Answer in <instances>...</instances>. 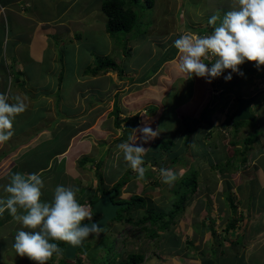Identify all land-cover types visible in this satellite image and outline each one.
<instances>
[{
    "label": "rangeland",
    "instance_id": "1",
    "mask_svg": "<svg viewBox=\"0 0 264 264\" xmlns=\"http://www.w3.org/2000/svg\"><path fill=\"white\" fill-rule=\"evenodd\" d=\"M12 1L17 12L0 5V11L4 9L2 18L0 13V65L3 66L0 80L6 77L4 93L20 95L28 105L24 113L15 117L13 129L37 133L30 135L36 137L33 144L30 141L24 149L18 148L21 165L16 171L11 169L12 173H21L26 163L29 169L50 163L47 170L51 177L46 179L48 184L44 190L50 194L58 185L78 187V202L90 206L92 195L99 193L94 166L104 157L106 163L100 167L104 189L110 188L129 169L131 179L120 188L116 198L128 199L136 193L146 200L145 207L167 210L173 200L168 193L175 182L164 183L160 169H173L177 180L190 169L196 171V189L187 194L183 209L167 229L151 236L123 220H109L105 227L108 231L89 236L82 249L87 243L86 248L92 247L109 235L116 237L114 247L122 248L123 256L130 251L142 252V264H235L233 253L227 257L223 250L222 257L217 255L221 247L217 241L235 251L237 245L223 236L243 238L240 242L250 236L252 243L258 244L251 260L254 263L257 258L256 264H259L258 260L264 259V244L257 242L263 236L257 231L264 227V152H261L264 150V103L253 101L250 112L254 119L235 121L239 122L235 129L230 121L231 109L236 107L234 92L229 89L228 93L221 94V90H226L221 88V79L231 70H225L211 83L195 75L188 78L180 71L182 54L173 46L182 35L211 34L214 26L209 25V18L214 14L222 18L231 10L234 0H154L153 6L144 7L142 27L129 40L130 50L126 55L104 30L106 16L100 9L101 0ZM211 7L219 8V14L211 11ZM202 30L208 32L201 33ZM32 34L36 35L33 39L38 58L30 53L28 41ZM105 54L120 63L125 75L119 76L112 70L96 75L84 73L95 55ZM215 59L210 55L205 63L211 67ZM14 70L23 75L15 77ZM232 79L238 80V74L232 73ZM240 81L239 89L247 88L246 74ZM35 90L37 100L27 102ZM260 98H264L261 92L256 100ZM114 102L120 107L119 117L138 114L137 124L131 130L142 121L158 129L159 135L143 145L151 149L144 157L147 172L143 179L118 152L117 145L135 134L128 130L125 137L122 133L126 121L120 123V128L114 126V116L110 114ZM150 106L154 108L150 110ZM83 123L89 125L64 139L65 128L72 130ZM247 134L254 139L241 154L237 151L244 146L241 140ZM140 135L136 133L138 143L142 142ZM18 138L24 137L18 134L15 140ZM162 140L174 144L165 150L160 146ZM232 141L237 142L232 144ZM65 145L66 154H57ZM39 148L43 154L37 158ZM83 156L88 160L81 164ZM28 158L32 160L27 162ZM143 211V208L135 210L133 216ZM230 218L235 220L236 228L225 231ZM12 222L8 224L10 229ZM121 227L124 229L120 231ZM12 239L10 236L3 243L12 245ZM210 248V261L204 262L206 257L201 259L200 254L207 255ZM81 257L82 264H91L84 253ZM25 259L29 261L27 264H36L27 256ZM57 260L53 259L54 264Z\"/></svg>",
    "mask_w": 264,
    "mask_h": 264
},
{
    "label": "clouds",
    "instance_id": "2",
    "mask_svg": "<svg viewBox=\"0 0 264 264\" xmlns=\"http://www.w3.org/2000/svg\"><path fill=\"white\" fill-rule=\"evenodd\" d=\"M218 21L219 25L216 26ZM208 23L214 26L211 34L182 35L174 41L173 46L182 54L180 71L188 78L195 75L211 83L225 70H231L222 79L231 82L230 89L234 92L236 104L243 96H254L249 103L250 110L257 98L255 92L248 90L250 85L247 82L245 89H239L238 85L241 76H248L247 65L243 64L245 61L255 62L257 69L264 65V0H234L231 10L222 18L212 15ZM210 55L216 57L211 67L205 63V58ZM232 73L238 74V80L232 79ZM27 107L20 95L9 96L0 92V143L10 140L14 135L15 117L24 113ZM130 132L135 135H129L127 141L117 145V149L131 169L143 179L147 172L144 157L151 150L143 145L156 138L159 132L143 121ZM136 133L141 134V143L137 142ZM160 175L166 184H172L178 178L171 168H161ZM44 187L41 174L15 172L10 174V182L3 188L7 197L0 198V216L7 210L24 229H30L19 230L15 235L13 247L16 253L21 257L27 256L36 264H47L53 254L61 252L58 244L50 241H64L79 246L89 236L100 231L99 225L93 221L91 207L78 202V187L58 185L51 202L41 199Z\"/></svg>",
    "mask_w": 264,
    "mask_h": 264
},
{
    "label": "trees",
    "instance_id": "3",
    "mask_svg": "<svg viewBox=\"0 0 264 264\" xmlns=\"http://www.w3.org/2000/svg\"><path fill=\"white\" fill-rule=\"evenodd\" d=\"M145 4H144V3ZM154 0H101L100 2V9L106 16L105 26L104 30L107 33L108 37L110 39H113L115 46L118 48H121L122 54L126 55L130 47L128 45L129 40L132 37H135L137 33H139L141 27H142V13L144 12L145 6H153ZM76 37H79L78 34H75ZM116 71L119 76L125 75V69L120 65L119 62L115 61L114 58L108 56V55H95L93 59V63L89 68H87L84 73L90 74V75H96L100 72H106V71ZM15 77H18L19 73L18 71L14 70ZM20 72V71H19ZM62 73L59 74V78H61ZM223 87H226L227 89H230V81L225 83V79H221ZM220 82V81H218ZM226 90L223 89L221 94H224L223 92H226ZM59 90H57L58 93ZM116 95H118L116 93ZM61 96V95H59ZM58 96V97H59ZM258 96V95H257ZM256 96V97H257ZM238 97V96H237ZM154 107L150 106L149 109L152 110ZM235 109H231L230 118H231V125L237 129V125L239 122H235L234 117ZM120 113V107L117 104V102H114L112 111L110 114L114 116V126L116 128H120V123L122 121L127 122V126H125V129H122V133H124L125 137L127 136L128 130H131V127L135 126L137 124L138 120V114L134 113L131 116H124L119 117ZM134 116V117H133ZM136 117V118H135ZM241 121V120H240ZM89 123H84L82 126L87 127ZM77 130V129H73ZM72 133V131H71ZM69 135H67L68 137ZM253 137H251L249 134H247L242 141L244 146L239 149L237 152H241V154H244L246 152L252 141ZM124 140V139H121ZM120 140V141H121ZM237 141H232V144H236ZM173 141L165 140L160 143V146L168 150L170 146H173ZM236 152V153H237ZM88 160V158L83 156L81 158V164L85 163ZM240 163H244V157L240 159ZM93 163V161H92ZM106 163L105 158L101 157L98 161L95 163V176H96V183L98 190L101 192H106L109 190H114V193L112 194L111 198L113 201L122 202L125 203V206L122 208H119L117 210V214L115 217L111 219V221H125L129 225L137 226L142 228L147 232V235L155 236L157 235V231H163L167 229L169 224H171L174 221V217L177 213H179L183 207H184V200L187 197V194L195 191L196 189V171L194 169H190L186 174H184L179 180L175 181L174 186L169 190L168 197H173L171 207L167 210H155L152 208L145 207L146 200L139 194H131L128 199H117V195L120 192V188L127 184V182L131 179L129 176V169L128 171L118 177L115 182L112 184L110 188H105L102 186L103 184V173L100 170V167ZM241 163V164H242ZM125 176V177H124ZM97 195H92L90 199V204L96 199ZM232 198V197H231ZM229 205H232L233 201L232 199H229ZM140 208H143L144 211L137 217L133 216V212L135 210H138ZM93 218H96L93 216ZM235 220L230 218L224 228L225 231H229L230 229H235ZM148 224V226H145V224ZM107 226V225H106ZM105 226V227H106ZM104 227V228H105ZM100 229V233H106L108 229ZM165 228V229H163ZM124 228L121 227L120 231ZM197 237V236H196ZM227 239L230 238L229 235L223 236ZM195 239V237H194ZM240 240L242 238H237L236 240H232V244L234 243H241ZM116 241V237H110L109 235L106 236L104 241H101L100 243L88 247V243L83 248L82 242L81 246L77 249L81 250L80 252L76 251V257L72 261H67L66 258L63 256V249L66 244L64 241H50L53 243H57L59 248L61 249V252L53 254L52 258L47 261V264H54L53 259L58 258L57 262L55 264H82L83 259L81 257V254H85L89 260H91V264H142L144 260V255L142 252H134L130 251L125 254V256L122 255V248L121 250L115 249L114 245ZM123 241V240H122Z\"/></svg>",
    "mask_w": 264,
    "mask_h": 264
},
{
    "label": "crops",
    "instance_id": "4",
    "mask_svg": "<svg viewBox=\"0 0 264 264\" xmlns=\"http://www.w3.org/2000/svg\"><path fill=\"white\" fill-rule=\"evenodd\" d=\"M15 1L17 2L18 0H15ZM0 5L2 7L6 6V8H8V9L11 8L12 9L11 12H17V9H16V7H14V2L12 0H5V1L0 0ZM209 9L211 11L213 10L216 13H218L217 11L220 10L217 7H211ZM2 11H0L1 18H2ZM58 22H60V23H58V25H61V21H58ZM35 30H37L36 27L34 28V31ZM33 37H36V35L32 34L30 36V40L28 41V43H30V46H31L30 53H31L32 57L38 58V53L36 52L35 47H34L35 44H34ZM31 44H33V45H31ZM14 45H16V44H14ZM28 46H29V44H28ZM166 63H167V61H166ZM243 64L247 65V67H246V69H247L246 72L248 75L247 76V85H250V88L248 90H250V91L257 90V91H255L256 93L261 92V94L264 95V65H262L259 69H257V67L255 66V62L245 61V63H243ZM164 65H165V63H164ZM167 65L169 66V64H166V66ZM1 66L2 65H0V67ZM64 67H65V65H64ZM170 67H171V69H175L174 65H170ZM16 71H18V73H19L18 76L23 75L21 71L20 72H19V70H16ZM5 79H6V77L3 76V78L0 80V92H5V89H4L5 88L4 87ZM252 82H255V83L253 84ZM36 92H37V90H35L34 93L31 95V97L29 99H27V102H31L32 99H33V101L37 100ZM24 95H28V94H24ZM60 99H62V97ZM256 102L257 103H259V102L264 103V98L257 99ZM259 107L260 106H256V109H259ZM83 124L76 126V128H74V129H77V130H74V131H73V129L69 130L68 128H65L64 129L65 134L63 133L64 131H62V134H64V139L65 140L67 139V135L76 134L78 132V130L83 128V126H82ZM13 130H14V135L11 137V140H8L4 143H0V198H6L7 197L8 194L4 192L3 188H4V186H6L10 182V174L12 173V171L13 170L16 171V167L21 165V161H20L21 157L19 156V154H20L19 150L24 149L23 146L27 145V143H30V141H31V144H33L35 142L34 140L36 139V137L30 136V135L37 134L35 132V130L33 131L32 134H30L29 132H26V129L23 131H19V132L15 131V129H13ZM71 131H72V133H71ZM18 134H22V136L24 138H22V139L18 138L15 140V138L17 137ZM42 134H46V133L42 132ZM18 148H20V149H18ZM15 149H18L17 153L15 152ZM40 149L41 148H39L37 151L38 152L37 158L42 156V154H43V152ZM66 149H67V146L65 145V146H63V148L59 152H57V154L62 155L63 153H65ZM13 151H14V153H13ZM261 152H264V150ZM9 159H10V161H9ZM30 160H32V159L28 158L27 162H29ZM71 160H72V157H71ZM49 166H50V163L44 164V165L41 164L38 166L36 165L32 169H29L28 163H26V165H24V164L22 165L21 173H23V174H32V173L41 174V177H42L44 184H45V187H46V184H48V183L45 181L48 177H51L50 170H47ZM11 169H13V170H11ZM66 169H67V165H64V173H67ZM257 171H259V168ZM44 172L46 174L42 175V173H44ZM42 193H43V195L41 197L42 201L51 202L53 200L54 193L48 194L47 191L44 190V188L42 189ZM12 220H13V222H12ZM10 222L13 223V225L11 226L12 227L11 229H10V227H8V224ZM1 230H4V231L0 232V264H14V263L15 264H19V263L20 264H27V262H29V261H27V259H25V256L21 257L16 253V251L13 247V244L15 242V235L17 234V232L19 230H28V229H24L23 226L20 223L16 222L13 219V217L9 214V212L6 210L5 213L2 216H0V231ZM257 233H260V235L261 234L263 235L260 237L261 239L258 238L260 240L257 242H259V244H264V227H262L260 229V231H257ZM10 236H13L12 245H9L7 242L3 243V240L9 238ZM224 239H226V237ZM236 239H232V237L229 238V240H231V241L236 240ZM242 240H243V238H242ZM217 244H218V246H221L220 248H218V251H220V254H217V255H220L222 257L223 256V250H226L227 257L228 256L232 257L230 254L233 253V256L236 260L235 264H240V263L256 264L257 263V258L256 259L254 258V263H253V260H251V254H254L256 252L255 249L258 247V244L252 243V239L250 236H248L244 242H241V245H238L237 243H235L237 245L236 246L237 248H235V251H231V249L230 248L228 249L227 246L224 247L223 245H220L218 243V241H217ZM253 245H255V248H252ZM208 250L209 251L206 253L207 255L200 254V256H203V257H201V259H204L206 257V260L204 259L205 260L204 262L210 261L208 259V255L210 254V251L212 253V249L210 248ZM9 254H12V255H9ZM217 255H216V257H217ZM25 261H26V263H24ZM258 262H259V264H264V259L260 258V260H258Z\"/></svg>",
    "mask_w": 264,
    "mask_h": 264
},
{
    "label": "water",
    "instance_id": "5",
    "mask_svg": "<svg viewBox=\"0 0 264 264\" xmlns=\"http://www.w3.org/2000/svg\"><path fill=\"white\" fill-rule=\"evenodd\" d=\"M254 96L251 97H241L237 100V109L234 115L235 120H244V119H254L252 113L249 110V103L253 100ZM114 193V190H109L106 192H101L97 194L96 199L90 204V207L93 211V216L96 218L93 219L96 222L100 229L104 228L108 221L116 216L117 210L125 206V203L113 201L111 196ZM87 223V221H84ZM72 246L70 243L66 242L63 249V256L66 259L73 260L76 257V251L80 247Z\"/></svg>",
    "mask_w": 264,
    "mask_h": 264
},
{
    "label": "bare ground",
    "instance_id": "6",
    "mask_svg": "<svg viewBox=\"0 0 264 264\" xmlns=\"http://www.w3.org/2000/svg\"><path fill=\"white\" fill-rule=\"evenodd\" d=\"M201 33H204V30H202ZM244 79H245V78H244ZM180 81H181V80H180ZM259 93H260V92H258V93L255 92V96H257ZM233 108L235 109V112H236L237 104H236V107L234 106ZM235 112H234V115H235ZM133 117H134V116H133ZM135 118H136V117H135ZM233 118H234V117H233ZM153 157H154V156H153ZM194 158H195V157H194ZM153 162H154V161H153ZM160 163H162V162H160ZM162 167H163V166H162ZM124 177H125V176H124ZM206 179H207V178H206Z\"/></svg>",
    "mask_w": 264,
    "mask_h": 264
}]
</instances>
